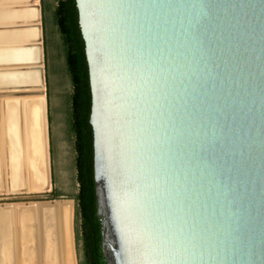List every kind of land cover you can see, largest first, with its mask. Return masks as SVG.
<instances>
[{
  "label": "water",
  "instance_id": "1",
  "mask_svg": "<svg viewBox=\"0 0 264 264\" xmlns=\"http://www.w3.org/2000/svg\"><path fill=\"white\" fill-rule=\"evenodd\" d=\"M75 3L105 264H264V0ZM46 106L45 187L26 190L21 145L12 193L0 128V195L50 192ZM57 204L71 226L73 200L0 215ZM71 248L77 264L72 226Z\"/></svg>",
  "mask_w": 264,
  "mask_h": 264
},
{
  "label": "bare ground",
  "instance_id": "2",
  "mask_svg": "<svg viewBox=\"0 0 264 264\" xmlns=\"http://www.w3.org/2000/svg\"><path fill=\"white\" fill-rule=\"evenodd\" d=\"M44 89L42 26L38 0H0V92H15L0 100L7 102L21 98L17 100L22 101L27 98L44 101ZM24 90L34 91L33 95L16 94L23 93ZM1 101L0 106L5 109ZM35 103L28 104L36 108ZM17 104L20 108L18 101ZM38 115L28 116V130L20 126L24 118L21 123L14 118L6 121L0 119L1 133L4 135L1 140L2 149L5 143L8 150L9 185L15 192L23 187L20 170L21 145L24 152L26 151V190H39L44 186H41L44 165L39 125L41 118ZM5 125L7 131L4 130ZM13 152L15 154H11ZM69 215L71 209L68 204H57L54 208L42 207L38 212L31 209L29 212L20 213L17 218L14 214L11 220L7 213L1 214L0 264H74Z\"/></svg>",
  "mask_w": 264,
  "mask_h": 264
},
{
  "label": "trees",
  "instance_id": "3",
  "mask_svg": "<svg viewBox=\"0 0 264 264\" xmlns=\"http://www.w3.org/2000/svg\"><path fill=\"white\" fill-rule=\"evenodd\" d=\"M42 14L45 26L52 24L57 28L59 44L56 50L63 60L71 87L67 97L68 129L75 152L77 183V194L74 197L75 221L79 230L77 243L81 242L82 249L81 264H105L101 253L100 222L96 216L92 128L89 124L90 85L75 0H53L52 3L43 0ZM44 43L48 59L46 49L48 43L46 41ZM58 196L55 195V198Z\"/></svg>",
  "mask_w": 264,
  "mask_h": 264
},
{
  "label": "rangeland",
  "instance_id": "4",
  "mask_svg": "<svg viewBox=\"0 0 264 264\" xmlns=\"http://www.w3.org/2000/svg\"><path fill=\"white\" fill-rule=\"evenodd\" d=\"M53 0H46L51 2ZM43 0H38V5L41 15L42 26V47H44V75H45V99L46 110L48 119V135L50 141V154H51V181L52 188L50 192L43 194L26 193V194H4L0 195V204L22 203V202H35V201H47L51 199H63L73 200L77 194L76 172L74 166L75 152L73 148L72 136L68 129L69 118V106L67 104V97L71 92L69 79L65 73L63 60L58 54L59 34L57 28L52 24L43 22L42 14ZM48 59L45 55V43ZM47 59V60H46ZM55 195H59L55 198ZM75 204V202H74ZM38 207V206H36ZM28 208L22 212H29L34 209L39 211V207L36 209ZM14 217L17 218L15 205H13ZM72 219V230L74 238V246L77 258V264H81L82 249L81 242L77 243V234L79 233L78 225L75 221V205ZM13 214V215H14ZM70 226V227H71Z\"/></svg>",
  "mask_w": 264,
  "mask_h": 264
},
{
  "label": "crops",
  "instance_id": "5",
  "mask_svg": "<svg viewBox=\"0 0 264 264\" xmlns=\"http://www.w3.org/2000/svg\"><path fill=\"white\" fill-rule=\"evenodd\" d=\"M17 99H21V98H15V99H13V100H7V102H5L6 100H0L2 103H4L3 104V106H5V109H4V107L2 108L1 106H0V119L2 118V119H4V121H6L7 119L9 120L10 118H14V119H16L17 121H18V123L20 122L21 123V120H23V118H24V120L22 121V123L20 124V126H24L23 128L25 129V130H28V128H29V126H28V124L27 123H29V118H28V116H30L31 114L32 115H34V114H39L38 115V118H39V116H40V120H39V122H40V132H41V134H40V139L42 140L41 141V143H42V150H43V165H45V144H46V138H45V127H43V126H45V98H44V101H41V100H37V99H27V98H24V99H26V100H17ZM15 100H17L18 102H19V105H20V108H19V106H18V104H17V101L15 102ZM33 100H34V102H36L35 103V105L37 106L36 108H34L33 106H30L31 105V102L34 104V102H33ZM13 101V102H12ZM22 102V103H21ZM23 102H25V104L23 103ZM38 102V103H37ZM26 103H27V105H26ZM28 103H30V105L28 104ZM6 104V105H5ZM22 105V106H21ZM24 105V106H23ZM9 106V107H8ZM41 106V107H40ZM21 107H22V109H21ZM25 107V108H24ZM26 107H27V109H26ZM33 107V108H32ZM42 109H40V108ZM2 108V109H1ZM29 108H32V109H29ZM24 110V111H23ZM33 110V111H32ZM38 110H39V112H38ZM3 111H4V113H3ZM9 111H11L10 113H9ZM22 111V112H21ZM30 111V112H29ZM35 111V112H34ZM36 111L38 112V113H36ZM2 112V113H1ZM26 113V114H24V113ZM29 112V113H28ZM32 112V113H31ZM33 112H34V114H33ZM19 113V114H18ZM42 113V114H41ZM21 114V115H20ZM25 115L24 117H23V115ZM41 114V115H40ZM3 115H4V118H3ZM20 116H22V117H20ZM27 116V117H26ZM42 116V117H41ZM9 117V118H8ZM21 118V119H20ZM27 118V119H26ZM20 119V120H19ZM43 119V120H42ZM43 122H42V121ZM1 121V120H0ZM27 121V122H26ZM25 124H24V123ZM43 123V124H42ZM42 124V125H41ZM43 127V128H42ZM4 128H6V125H5V127ZM42 129V130H41ZM5 131H7L8 130V128H6V129H4ZM44 134H43V133ZM42 135V136H41ZM27 137V136H26ZM42 137V138H41ZM28 138H29V136H28ZM27 141V140H26ZM2 143V142H1ZM27 143V142H26ZM44 144V145H43ZM44 147V148H43ZM11 154H15L14 152L13 153H11ZM26 168H27V166H26ZM45 169H44V166H43V179H42V184H41V186H43V187H40L39 189H42V188H44L45 187V185H46V182H47V178H46V176H45ZM45 180H46V182H45ZM7 190H9V188L7 187ZM32 190H36V189H31V190H28L29 192H34V191H32ZM13 192L12 193H15V191L14 190H12ZM37 191V190H36ZM35 191V192H36ZM7 192V191H6ZM17 192V191H16ZM69 217H70V215H69ZM69 219V218H68Z\"/></svg>",
  "mask_w": 264,
  "mask_h": 264
}]
</instances>
